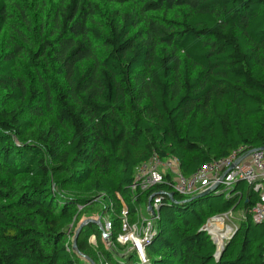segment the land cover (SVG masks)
I'll list each match as a JSON object with an SVG mask.
<instances>
[{
	"label": "trees",
	"instance_id": "trees-1",
	"mask_svg": "<svg viewBox=\"0 0 264 264\" xmlns=\"http://www.w3.org/2000/svg\"><path fill=\"white\" fill-rule=\"evenodd\" d=\"M241 147L264 148V0H0V264H264L246 183L130 191L153 155L189 177ZM150 196L145 263L108 250L90 216L122 252ZM239 212L216 257L203 226Z\"/></svg>",
	"mask_w": 264,
	"mask_h": 264
},
{
	"label": "built area",
	"instance_id": "built-area-1",
	"mask_svg": "<svg viewBox=\"0 0 264 264\" xmlns=\"http://www.w3.org/2000/svg\"><path fill=\"white\" fill-rule=\"evenodd\" d=\"M178 163L174 158L161 160L153 155L148 162H144L135 168L130 185L131 193H134L135 196L137 193L142 195L152 187L165 185L171 192L183 197L218 190L219 194H223L227 199L235 184L244 182L253 192L258 193V199L250 209L251 220L255 224L264 225V150L246 152L244 147L238 148L224 158L205 164L189 177L180 173ZM160 201L159 197L150 196L147 205L139 208L138 220L132 225L127 223L126 218L122 219V229L116 243L121 247L130 244L127 253L135 256L140 263H145V247L157 230L156 223L159 220ZM148 204L150 205L149 210ZM124 214L123 212V216ZM230 214L213 216L202 228L203 232L217 246L216 257L224 244L231 239L238 229L222 222L221 217L226 218ZM219 224L220 227L217 228L216 226ZM106 227L110 233L109 224ZM107 235L108 237L103 234L104 242L109 244L110 241L107 242V239L110 234ZM92 238L94 239L93 236ZM111 245L113 244L111 243Z\"/></svg>",
	"mask_w": 264,
	"mask_h": 264
},
{
	"label": "rangeland",
	"instance_id": "rangeland-1",
	"mask_svg": "<svg viewBox=\"0 0 264 264\" xmlns=\"http://www.w3.org/2000/svg\"><path fill=\"white\" fill-rule=\"evenodd\" d=\"M245 187H247V184L244 185ZM215 200V199H214ZM93 210L95 211H98V208L94 207ZM123 216V215H122ZM242 213H236V214H230L228 215L226 218L225 217H221L222 218V222L225 224V225H228V226H233V227H238V222L242 219ZM91 218L94 219V221L96 222V224L100 227V229L102 230V234H104L105 236L108 237L107 234H110L108 229H107V224H109V218L107 216H103V215H97V214H94L93 216L91 215L90 216ZM222 223V224H223ZM122 224V222H121ZM223 224V226H225ZM129 225H132V224H129ZM217 228L220 227V224L216 226ZM110 236V235H109ZM89 240H91V244H93V248H96V244L94 242V239L91 237ZM110 241V237L107 239V242ZM130 244L126 247H124V249H122V252H120L119 250H117V246H114V245H111V242H109V244H106V247L108 248V250H111V252L115 253V254H119L121 253L120 256H124L130 249ZM86 264H100L101 261H99L98 259H93V261L89 260V259H86Z\"/></svg>",
	"mask_w": 264,
	"mask_h": 264
},
{
	"label": "water",
	"instance_id": "water-1",
	"mask_svg": "<svg viewBox=\"0 0 264 264\" xmlns=\"http://www.w3.org/2000/svg\"><path fill=\"white\" fill-rule=\"evenodd\" d=\"M260 150H264V148H260ZM208 193H210V191L202 192V193L198 194V196L195 197V199H196V198L204 197V196L208 195ZM171 197H173L172 194H169V198H171ZM149 209H150V205L148 204V210H149ZM219 254H220V253H219Z\"/></svg>",
	"mask_w": 264,
	"mask_h": 264
}]
</instances>
